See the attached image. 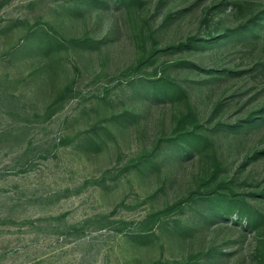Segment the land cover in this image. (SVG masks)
<instances>
[{"label":"rangeland","instance_id":"374dc122","mask_svg":"<svg viewBox=\"0 0 264 264\" xmlns=\"http://www.w3.org/2000/svg\"><path fill=\"white\" fill-rule=\"evenodd\" d=\"M263 12L0 0V264H264ZM190 109L199 149L173 141ZM223 181L258 227L205 199Z\"/></svg>","mask_w":264,"mask_h":264},{"label":"trees","instance_id":"16d2710c","mask_svg":"<svg viewBox=\"0 0 264 264\" xmlns=\"http://www.w3.org/2000/svg\"><path fill=\"white\" fill-rule=\"evenodd\" d=\"M118 1H125L126 0H118ZM259 27L264 29V12L251 20L250 25L246 27L248 32L255 35L256 32L259 30ZM209 35L211 39H220L225 34H218L215 36L213 32H210ZM239 31H232L229 34V37L237 35ZM227 35V34H226ZM192 41V38L189 39ZM142 59V58H141ZM150 82L153 85L154 91L160 95L175 97L178 91H185L179 83L177 84L175 81L173 82L170 77H167L165 74L163 76H159L157 78H150ZM193 119V124H191L192 128H183L178 131L179 135L173 137V141L177 142L181 145L182 148H186L187 146H191L194 149H199L204 145V140L208 139L207 134L202 133L199 131V124L196 123L197 116L193 113L192 109H190L188 117L182 118L181 123H185L187 119ZM177 131V132H178ZM176 132V133H177ZM208 142V141H207ZM221 187H226L229 191H220L219 188L214 189L215 191H209L206 194V200L210 203H216L219 206V209L224 213V216H228L231 218H236V221H239L242 224V221H246V225H253L258 227L260 223V214L256 209L251 206L243 197L240 198L232 188L227 187L226 181H223L220 185Z\"/></svg>","mask_w":264,"mask_h":264}]
</instances>
